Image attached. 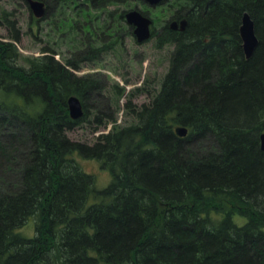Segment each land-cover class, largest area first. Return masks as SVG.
I'll list each match as a JSON object with an SVG mask.
<instances>
[{
    "label": "trees",
    "instance_id": "obj_1",
    "mask_svg": "<svg viewBox=\"0 0 264 264\" xmlns=\"http://www.w3.org/2000/svg\"><path fill=\"white\" fill-rule=\"evenodd\" d=\"M169 2L188 24L153 26L157 47L174 46L161 89L92 145L67 135L83 119L67 99L86 105L94 78L48 53L16 65L0 41V264H264V0ZM76 153L107 165L110 183L97 188ZM30 221L33 236L19 231Z\"/></svg>",
    "mask_w": 264,
    "mask_h": 264
},
{
    "label": "rangeland",
    "instance_id": "obj_2",
    "mask_svg": "<svg viewBox=\"0 0 264 264\" xmlns=\"http://www.w3.org/2000/svg\"><path fill=\"white\" fill-rule=\"evenodd\" d=\"M86 3L68 0L62 6L61 1L46 9L45 16L38 20L29 3L0 0V41L10 43L16 65L26 66L29 58L48 53L78 75L94 78L96 87L85 100L86 105L83 102V119L67 131L70 139L92 145L101 134L137 122L134 111L150 102L161 89L174 48L172 44L157 47L154 37L138 42L134 27L121 13L125 16L128 10L140 9L152 18L158 30L169 21L174 7L171 2L151 5L142 0H127L101 10L90 9ZM60 6L64 15L59 13ZM110 11L114 15L110 16ZM16 34L19 40L14 39ZM74 156L85 171L95 176L97 188L110 183L111 170L100 159L79 153ZM236 220L242 223L245 219ZM30 222L19 229L22 234L34 235Z\"/></svg>",
    "mask_w": 264,
    "mask_h": 264
},
{
    "label": "water",
    "instance_id": "obj_3",
    "mask_svg": "<svg viewBox=\"0 0 264 264\" xmlns=\"http://www.w3.org/2000/svg\"><path fill=\"white\" fill-rule=\"evenodd\" d=\"M151 5H157L163 0H144ZM30 8L33 14L41 18L46 14L47 5L43 0H28ZM126 20L129 24L134 26V35L138 42H143L151 37V25L152 19L144 14L137 8L129 10L125 14ZM188 24V20L183 18L180 22L174 20L171 22V27L174 29L179 28L185 30ZM239 35L242 41V47L246 58H250L255 47L257 46L259 39L255 32V22L250 13L246 11L243 14L242 22L239 26ZM69 114L73 119L81 118L84 114V105L81 98L75 94H72L67 99ZM176 133L179 136H186L188 128L184 125H179L175 128ZM261 147L264 149V132L261 133Z\"/></svg>",
    "mask_w": 264,
    "mask_h": 264
},
{
    "label": "flooded vegetation",
    "instance_id": "obj_4",
    "mask_svg": "<svg viewBox=\"0 0 264 264\" xmlns=\"http://www.w3.org/2000/svg\"><path fill=\"white\" fill-rule=\"evenodd\" d=\"M142 1H144V0H142ZM144 2H146V1H144ZM164 4V3H169L170 4V2H169V0H163V1H161L160 2V4ZM159 5V4H158ZM140 10V9H139ZM129 11V10H128ZM128 11H126L125 12V14L128 12ZM140 11H142V10H140ZM143 12V11H142ZM144 14H146L145 12H143ZM174 13V12H173ZM146 15H148V14H146ZM149 16V15H148ZM150 17V16H149ZM124 18H125V16H124ZM151 18V17H150ZM183 18H186L187 20H188V18L187 17H182V18H180V17H175L174 16V14H171V16L169 17V21H167L165 24L166 25H168L169 26V28L170 29H172V30H180L179 28H177V29H174V28H172L171 27V22L172 21H174V20H176V21H178V22H180V20H182ZM152 19V18H151ZM154 25H153V20H152V27H153ZM152 30H153V28H152ZM180 31H184V30H180Z\"/></svg>",
    "mask_w": 264,
    "mask_h": 264
},
{
    "label": "bare ground",
    "instance_id": "obj_5",
    "mask_svg": "<svg viewBox=\"0 0 264 264\" xmlns=\"http://www.w3.org/2000/svg\"><path fill=\"white\" fill-rule=\"evenodd\" d=\"M245 12H246V11H245ZM245 12H244V13H245ZM244 13H243V14H244ZM242 17H243V15H242Z\"/></svg>",
    "mask_w": 264,
    "mask_h": 264
}]
</instances>
